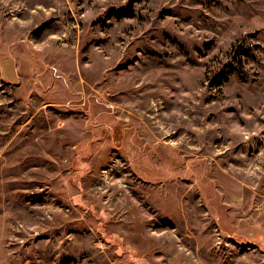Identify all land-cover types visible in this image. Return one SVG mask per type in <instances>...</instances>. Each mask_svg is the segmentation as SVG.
I'll return each instance as SVG.
<instances>
[{
  "label": "rangeland",
  "instance_id": "rangeland-1",
  "mask_svg": "<svg viewBox=\"0 0 264 264\" xmlns=\"http://www.w3.org/2000/svg\"><path fill=\"white\" fill-rule=\"evenodd\" d=\"M4 60L0 264H264V0H0Z\"/></svg>",
  "mask_w": 264,
  "mask_h": 264
},
{
  "label": "crops",
  "instance_id": "crops-1",
  "mask_svg": "<svg viewBox=\"0 0 264 264\" xmlns=\"http://www.w3.org/2000/svg\"><path fill=\"white\" fill-rule=\"evenodd\" d=\"M2 76L7 79V81H13L14 71L12 69V64L9 60H4L1 63Z\"/></svg>",
  "mask_w": 264,
  "mask_h": 264
},
{
  "label": "bare ground",
  "instance_id": "bare-ground-1",
  "mask_svg": "<svg viewBox=\"0 0 264 264\" xmlns=\"http://www.w3.org/2000/svg\"><path fill=\"white\" fill-rule=\"evenodd\" d=\"M69 38H70V37H69ZM116 43H117V42H116ZM69 44H70V43H69ZM113 51H114V50H113ZM113 51H112V52H113Z\"/></svg>",
  "mask_w": 264,
  "mask_h": 264
}]
</instances>
